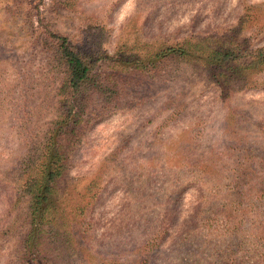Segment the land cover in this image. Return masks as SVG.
<instances>
[{"label": "rangeland", "instance_id": "obj_1", "mask_svg": "<svg viewBox=\"0 0 264 264\" xmlns=\"http://www.w3.org/2000/svg\"><path fill=\"white\" fill-rule=\"evenodd\" d=\"M51 33L100 88L33 247L26 166L50 153L64 78ZM261 52L264 0H0V264H264Z\"/></svg>", "mask_w": 264, "mask_h": 264}, {"label": "trees", "instance_id": "obj_2", "mask_svg": "<svg viewBox=\"0 0 264 264\" xmlns=\"http://www.w3.org/2000/svg\"><path fill=\"white\" fill-rule=\"evenodd\" d=\"M50 36L53 39L51 44L53 58L63 65L64 78L58 90V117L54 120L53 129L49 131L48 142L45 145L49 149L51 148L50 153L49 155L46 154L48 157L41 163H31L26 166L27 170L31 166L33 169H37V173L27 177L25 181L29 193L31 229L34 233L33 247L38 244V239H42L40 232L44 230V224L50 223L52 225L54 217L51 210L54 208V198L58 192L57 180L63 176L66 169L65 162L71 142L74 140L73 136L83 129V118L90 106L91 97L97 96V91L100 88L93 74L94 61L92 57L79 51L66 36L56 33H51ZM192 46L186 42L170 50L178 54L190 55L188 48ZM194 48L202 51L209 50V47H201L199 44L194 45ZM228 50L227 47H215L210 52L213 55H208V58L215 61L220 58L219 61H225ZM161 56L164 54H161L160 51L155 55L156 59ZM254 64H264V53L261 52L258 55ZM91 113L94 116L99 115L96 111H91ZM85 207L86 205H83L80 210H84ZM228 218H226L225 224H229ZM71 237V240L75 242L78 234L71 235Z\"/></svg>", "mask_w": 264, "mask_h": 264}]
</instances>
